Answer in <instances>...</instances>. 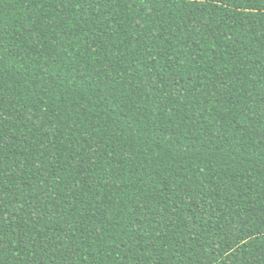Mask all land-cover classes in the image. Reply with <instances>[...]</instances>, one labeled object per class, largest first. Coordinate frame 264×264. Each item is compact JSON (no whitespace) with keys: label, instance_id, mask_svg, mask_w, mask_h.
I'll use <instances>...</instances> for the list:
<instances>
[{"label":"trees","instance_id":"16d2710c","mask_svg":"<svg viewBox=\"0 0 264 264\" xmlns=\"http://www.w3.org/2000/svg\"><path fill=\"white\" fill-rule=\"evenodd\" d=\"M0 264H264V0H0Z\"/></svg>","mask_w":264,"mask_h":264}]
</instances>
